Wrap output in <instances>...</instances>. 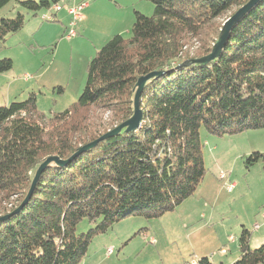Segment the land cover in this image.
I'll return each mask as SVG.
<instances>
[{"label": "trees", "instance_id": "16d2710c", "mask_svg": "<svg viewBox=\"0 0 264 264\" xmlns=\"http://www.w3.org/2000/svg\"><path fill=\"white\" fill-rule=\"evenodd\" d=\"M13 0H0V12ZM132 37L115 35L88 65L79 100L46 115L35 93L0 107V218L25 200L36 171L50 157L69 160L83 146L128 121L136 85L142 92L141 128L100 142L64 166L51 163L29 203L0 222V264H81L100 235L130 217L158 219L194 195L207 169L201 130L224 137L264 130V0L230 31L221 56L206 65L224 23L250 0H141ZM60 0L19 4L37 16ZM26 14L0 20V44L20 33ZM0 60V74L13 70ZM60 92L63 91L59 88ZM264 154L245 157L247 170ZM93 225L78 233L79 225ZM243 229L234 264H264V244L253 249ZM197 264H213L203 257Z\"/></svg>", "mask_w": 264, "mask_h": 264}, {"label": "rangeland", "instance_id": "374dc122", "mask_svg": "<svg viewBox=\"0 0 264 264\" xmlns=\"http://www.w3.org/2000/svg\"><path fill=\"white\" fill-rule=\"evenodd\" d=\"M20 1L27 0H13L0 12V20L14 19L18 13L26 14L27 18L25 28L20 33L10 37L6 44H0V60L6 58L13 60L14 68L6 74L9 78L14 77L16 80L23 81L25 74L32 76V79L41 75L46 87L42 95L38 94L37 99L40 101L38 106L40 111L48 116L52 113L64 112L79 100L86 86L88 65L106 44L102 45L100 41L105 28L117 26L115 34H121L123 38L129 39L132 37L135 12L147 17L154 14V5L149 1L130 0L133 4L130 5L125 0H84L88 3H97L96 10L101 12V17L107 18H101L97 13L96 20L88 27L83 26L82 20L76 28L77 36L72 38L78 42L73 45L72 40H67L63 33L62 25L67 24V21L70 24L71 21V18L68 20L64 9L57 14V19L48 22L42 19V15L47 10L40 12L37 16L27 15L21 8ZM76 2H83V0ZM115 3L122 6V12L112 11L111 7H114ZM123 12L130 13L124 17ZM51 26L62 29L59 36L55 32L58 28L53 30L54 32L49 29L46 33L42 31L43 28ZM60 42L63 44L58 52L59 55L58 53L56 55L58 56L56 64L47 72ZM95 47L98 48L97 51H94ZM59 88L63 91L60 92ZM240 135L243 136L217 137L208 134L202 128V141L205 142L208 138L211 141L205 146L204 152L207 172L194 195L179 205L174 212L167 213L158 219L146 220L133 216L116 223L108 233L98 236L91 244L89 252L94 263L195 264L203 257L212 256L215 264H220L221 260L227 264L226 259L229 260L240 254L237 250L242 230L247 229L256 237L259 228L256 229L255 225L256 223L261 225L264 221V215L262 218L252 217L250 220L247 219L246 226L243 227L240 223L243 219L240 217V222L237 219L244 209L250 211L264 204V161H260L247 170L245 156H243V141L248 144L250 137L252 141L254 140V135L263 138L264 130L246 131ZM259 138L254 140L256 145L246 157L253 152L264 154L263 151L255 149L261 148V144L257 143ZM215 141H221L218 149L219 153L223 151L220 162L224 167L218 170L212 167L216 157L219 156L216 152L212 153ZM221 174H224L223 179L220 178ZM210 185L213 189L218 187L219 203L213 202L214 198H211L213 192H210L207 197L208 202L212 200L211 203L203 202L205 200L203 193ZM230 186L233 188L228 191ZM92 227L93 225L84 221L79 225L78 233H86ZM108 245L114 246V253L110 257L106 255ZM262 245L254 243L252 248L257 249ZM219 248H225L228 254L222 256Z\"/></svg>", "mask_w": 264, "mask_h": 264}, {"label": "crops", "instance_id": "0c3cea01", "mask_svg": "<svg viewBox=\"0 0 264 264\" xmlns=\"http://www.w3.org/2000/svg\"><path fill=\"white\" fill-rule=\"evenodd\" d=\"M76 1H80V0H76ZM125 1L130 3V5H133V4H131L130 0H125ZM95 6H97V3H91L90 2L89 3V7L83 12V21H82V23H83L84 27L85 26L88 27L93 21L96 20L95 14L99 13V16L100 17L102 16L101 12H98V10H96ZM121 7H122L121 5H118V3H115V6L111 7V8H112V11L114 10V11H117V12L120 13L123 10ZM125 9H126V7H125ZM127 13H130V12H126V13L123 12L122 16L127 17L128 16ZM66 14H67L68 20H69L70 16L68 15L67 12H66ZM124 17H122V18L124 19ZM101 18L105 19L107 17H101ZM56 19H57V16H56ZM98 19L100 20V18H98ZM68 24H69V21H67V24L62 25V29L64 30L63 31L64 34H66V32L68 30V27H69ZM116 27H112L111 26V28L109 27V28H105L103 30V34L100 37L101 38L100 41H102V43H103L102 45H104L105 43L107 44L114 35H121V34H115V33H117V32H115ZM50 28H53V29H50ZM56 28H58V27L57 26H55V27L54 26L45 27V28L42 29V31H44L46 33V32H48L47 31L48 29L50 31H53V30L55 31ZM62 29L60 27L58 29H56L55 32L58 34V36L62 32ZM76 42H78V41H76V40L75 41L74 40L71 41V43L73 45L76 44ZM62 44H63V42H60L58 44V46L56 48V53H55L53 61H52V64L50 65L51 67L47 70V72L52 70L53 67L55 66L56 61L58 59L57 58L58 56L56 57V55L59 52V50L62 48ZM104 46H102V47H104ZM97 49L98 48L95 47L94 51H97ZM58 55H59V53H58ZM6 74H8V73L0 74V107L8 106L12 102L24 101V99L26 97H28L30 95V93H35V94H37V97H38V94L42 95V93H43L42 91H44V89L46 87L45 83L41 79V75H38V77H35V78L32 79V76H30L29 74H25V75H23V81H21V80L14 79V77L9 78L8 75H6ZM37 90L39 92H37ZM38 105H40L39 99H38ZM241 136H243V135H239L238 137H241ZM254 137H255L254 140L258 139L259 135H254ZM263 139H264V137L263 138H259V142H257V143L261 144V148H255V149H258V150L264 152V140ZM254 140L252 141V137H250V142L248 144H247V142L245 143V141H243V144H244L243 145L244 146L243 156L246 157L247 154H249L251 151H253V149H254V147L256 145V142H254ZM210 141L211 140L208 138L207 140H205L204 145L205 146L209 145ZM251 141H252V144H251ZM215 142L216 143L212 147V151H213L212 153L216 152V153H218L219 156L216 157V162L214 163V165L212 167H213V169H217L218 170V168L222 169V167H224V166H222L223 164H221V162H220L221 161L220 159H222L223 151L219 153V149H218L219 148L218 146L221 144V141L220 142L215 141ZM204 152H205V148H204ZM227 166H225V167H227ZM210 192H213L212 193V197H211V198H214L213 202L214 203H219V199H218L219 194H217L218 193V187L217 188L215 187L213 189L211 187V185L209 187H207V191H205V193H203V195L205 196V200L203 202L206 203V204H210L211 203L212 200L210 199V202H208V199H207V197H209L208 194H210ZM219 193H222V192L219 191ZM259 207H258L259 209L258 208H253L250 211L248 209H244L243 212H242L243 216L241 214H239L237 219H238V221L241 218L243 219V220H240L241 222L239 221L240 223L243 224V227L246 226L245 223H247V219L250 220L252 217H254V219H256L259 216L262 218V216L264 214H261V213H264V210H262L264 208V204L260 205ZM262 224H263V227H261ZM262 224L260 225L259 230L257 232L258 236L254 237V235L252 234L251 242H250V246L251 247L253 246L254 243L256 245L257 244H264V221H263ZM219 251H220V254L222 256H226L228 254V251L225 248H219ZM237 251H238V253H240L239 252L240 251V246H239V249ZM106 255H107V253H106ZM239 257H240V254H237L236 256H233L229 260L226 259V262H227V264H234V263H236L238 261ZM210 259L213 262V264H215L214 260H212L213 259L212 256L210 257ZM81 264H95L90 252H89V256ZM220 264H224L223 260H221Z\"/></svg>", "mask_w": 264, "mask_h": 264}, {"label": "water", "instance_id": "95a60500", "mask_svg": "<svg viewBox=\"0 0 264 264\" xmlns=\"http://www.w3.org/2000/svg\"><path fill=\"white\" fill-rule=\"evenodd\" d=\"M260 1H262V0H250L244 6L239 8L224 23L223 28L219 34V37H218V39H217V41H216V43L212 49V52L205 57L193 60L192 63L194 65H206V64H209V63L217 60L222 54V51H223V49H224V47L228 41V37H229L230 31L232 30V28L237 23H239L254 7H256V5H258L260 3ZM160 75H161V73H159V72H153V73L148 74L147 76L141 77L138 80L137 85H136L137 90H136V94H135V98H134V114L128 121L122 123L121 125H119L115 129L109 131L108 133H106L105 135L100 137L98 140L81 147L76 152V154L73 157H71L69 160L62 161L57 157H50V158L46 159L43 162V164L36 171V174H35L34 179L32 181L30 190H29L25 200L19 206V208L16 209V211L13 212L10 216L19 213L29 203V201L32 197V194L34 192L35 186H36L40 176L42 175V173L45 171V169L51 163H55L58 166H64L69 161H71L73 158L87 152L88 150L95 148L100 142L106 141V140L120 134L123 130H125L126 133H132V132L138 131L141 128V124L143 122V111L140 107V99H141L142 92L144 91V88H145V86L149 80H151L154 77L160 76ZM10 216L1 217L0 222L4 221L5 219L9 218Z\"/></svg>", "mask_w": 264, "mask_h": 264}, {"label": "built area", "instance_id": "2783aa9c", "mask_svg": "<svg viewBox=\"0 0 264 264\" xmlns=\"http://www.w3.org/2000/svg\"><path fill=\"white\" fill-rule=\"evenodd\" d=\"M63 3V5H62ZM89 7V3L86 1L76 2L75 0H60L58 4L53 5L49 8L43 15L42 19L44 21L53 22L57 16V14L63 9L66 10L68 15L71 18L68 30L65 34V38L67 40H71L76 37L77 32L76 28L78 24L83 20V12ZM220 178H224V174L220 175ZM233 186H230L228 191L232 190ZM260 225L256 224L255 228L258 229ZM106 253L108 256H111L114 253V246H109L106 249ZM197 264V263H195Z\"/></svg>", "mask_w": 264, "mask_h": 264}]
</instances>
